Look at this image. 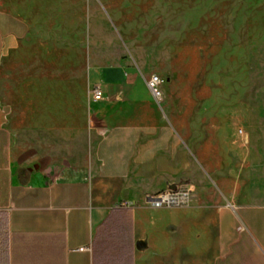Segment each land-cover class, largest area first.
<instances>
[{
  "label": "crops",
  "instance_id": "crops-1",
  "mask_svg": "<svg viewBox=\"0 0 264 264\" xmlns=\"http://www.w3.org/2000/svg\"><path fill=\"white\" fill-rule=\"evenodd\" d=\"M7 12L0 8V264H264V184H249L234 164L229 129L246 104L216 101V88L174 102L163 85L158 101L150 70L119 59L90 69L74 119L71 82H58L51 53L27 56L39 63L26 75L24 28ZM22 16L35 31L33 16ZM179 185L193 189L189 206L148 204Z\"/></svg>",
  "mask_w": 264,
  "mask_h": 264
},
{
  "label": "rangeland",
  "instance_id": "rangeland-1",
  "mask_svg": "<svg viewBox=\"0 0 264 264\" xmlns=\"http://www.w3.org/2000/svg\"><path fill=\"white\" fill-rule=\"evenodd\" d=\"M0 8L24 28L26 75L39 63L27 56L49 52L58 82H71L74 119L90 69L119 59L162 76L171 101L205 100L216 88V101L246 104L229 124L234 164L249 184H264V0H0Z\"/></svg>",
  "mask_w": 264,
  "mask_h": 264
},
{
  "label": "built area",
  "instance_id": "built-area-1",
  "mask_svg": "<svg viewBox=\"0 0 264 264\" xmlns=\"http://www.w3.org/2000/svg\"><path fill=\"white\" fill-rule=\"evenodd\" d=\"M164 78L158 74H151L147 83L154 96L158 101L162 98V85ZM93 99L101 100L104 96V92L100 86H96L92 89ZM193 199V189L189 185H179L176 187H170L157 194L148 196V204L153 207H186L189 206ZM85 247L80 248L84 250Z\"/></svg>",
  "mask_w": 264,
  "mask_h": 264
}]
</instances>
